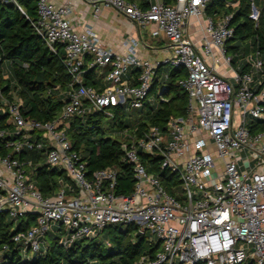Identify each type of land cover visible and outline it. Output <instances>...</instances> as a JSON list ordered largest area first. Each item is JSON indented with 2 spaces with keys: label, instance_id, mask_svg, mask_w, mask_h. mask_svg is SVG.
<instances>
[{
  "label": "built area",
  "instance_id": "1",
  "mask_svg": "<svg viewBox=\"0 0 264 264\" xmlns=\"http://www.w3.org/2000/svg\"><path fill=\"white\" fill-rule=\"evenodd\" d=\"M17 1L0 0L24 13ZM82 1L96 19L104 9H112L139 33L154 27L152 36H163L172 52L165 60L140 59V41L129 39L128 53L115 54L92 28L75 31L70 4L57 7L38 0V19L32 26L51 51L63 47L71 90L61 117L53 122L26 120L19 100L5 101L0 114L9 115L11 128H2L0 119V139H7L6 148L16 154L44 151V163L64 171L70 182L45 198L32 161L0 157V214L14 221L37 217L36 225L16 233L12 242L22 255L37 256L48 234L56 232L54 224L63 231L66 248L122 224L135 226L137 235L149 236L151 243L160 242L155 257H144L140 264H264V131L253 133L250 128V122L264 120V60L257 53L247 60V72L233 67L226 50L234 36L231 16H208L213 0H174L173 5L143 0L146 9L131 0ZM251 18L259 19L253 3ZM193 28L199 33L196 41L189 36ZM164 65L186 71L179 85L188 97L187 114L164 131L150 128L141 138L120 133L125 140L123 161L133 167L135 190L131 196L117 195L116 170L88 178L86 163L72 151L67 136L70 120L97 112L109 115L117 107L141 109ZM131 68L135 85L125 81ZM93 69L108 70L102 91L84 85L85 73ZM13 136L17 139L11 140ZM143 155L160 157L161 169L178 175L176 196L148 172Z\"/></svg>",
  "mask_w": 264,
  "mask_h": 264
},
{
  "label": "trees",
  "instance_id": "2",
  "mask_svg": "<svg viewBox=\"0 0 264 264\" xmlns=\"http://www.w3.org/2000/svg\"><path fill=\"white\" fill-rule=\"evenodd\" d=\"M144 6L143 0H131ZM22 13L14 4L0 2V108L4 102H21V112L26 120L53 122L61 117L71 90L72 79L64 65L63 47L51 51L32 26L38 19V0H18ZM173 5L174 0H164ZM252 3L259 12V19L252 16ZM206 14L215 19L231 16L233 38L226 44V50L233 57V64L241 62L240 72H247L251 66L245 62L249 55L257 53L264 60V0H213ZM8 63L9 75L4 76V64ZM108 70H90L84 75V85L102 91ZM136 74V73H135ZM183 68L173 69L161 66L154 78L152 88L144 106L139 110L117 107L106 113H92L85 118L70 120L67 136L72 151L86 163L88 178L98 171L118 172L116 194L131 196L135 190L133 167L123 161L120 133L128 131L138 138L152 127L162 131L175 119L185 117L188 97L179 81L186 77ZM108 119V130L116 139L106 136L103 119ZM2 128L7 125L8 114H0ZM253 133L264 131V120L250 122ZM11 140L17 137H10ZM8 138V140H10ZM7 139H0V157L32 161L37 166L36 184L45 198L55 195L61 183L70 182L62 170L44 163V151L13 153L7 149ZM148 172L159 176L168 192L176 196L180 189L178 175L161 169V158L142 156ZM37 217L27 215L14 221L0 214V264H140L144 257L154 258L160 250V242H152L149 236L137 235L133 225L114 224L105 228L96 238H84L70 247L62 244L64 233L59 228L48 234L49 247L43 253L25 259L19 246L12 242L16 233L36 225ZM7 247L8 251L4 252ZM247 264H254L248 262Z\"/></svg>",
  "mask_w": 264,
  "mask_h": 264
},
{
  "label": "crops",
  "instance_id": "3",
  "mask_svg": "<svg viewBox=\"0 0 264 264\" xmlns=\"http://www.w3.org/2000/svg\"><path fill=\"white\" fill-rule=\"evenodd\" d=\"M47 1L57 7H63L70 4L72 11L69 16V20L75 31L83 33L86 28H92L99 37L102 45L115 54L125 55L128 53L125 43L129 39H137L140 41V45L137 49V56L140 59L152 62L165 60L172 52L168 41L163 36H152L151 31L154 27L150 29L151 31L139 33L134 23L117 14L112 9H104L100 17L96 19L93 16L92 8L85 4L82 0ZM135 3L140 5L138 2ZM143 4H145L144 1ZM140 6L144 9L147 8L146 4L144 6ZM189 36L196 41L199 38V33H197V30L193 28L189 33ZM245 60L247 61V59ZM241 62L237 64V67L233 64V67L239 69V66L242 65ZM221 72H224V70H221ZM135 73L136 71L133 68L129 70L128 75L125 77V81L128 82V84H136ZM230 75V72H226L227 77H230Z\"/></svg>",
  "mask_w": 264,
  "mask_h": 264
},
{
  "label": "rangeland",
  "instance_id": "4",
  "mask_svg": "<svg viewBox=\"0 0 264 264\" xmlns=\"http://www.w3.org/2000/svg\"><path fill=\"white\" fill-rule=\"evenodd\" d=\"M253 57H254V55H249L247 60L250 61ZM9 67H10V65L8 63L4 64V70H5L4 76L5 77H7V75H9ZM108 112H110V110ZM107 121H108V119H106V118L103 119L104 129L107 131L106 136L110 137L112 139H116V135L113 132L108 130ZM53 226L56 228V230H58L60 228L59 224H54ZM48 247H49V238H47V240H45V242L42 243V245H41L42 252L44 253ZM23 255H24V257L29 256L31 258L34 256V254H32V253H30L29 255H27V254H23Z\"/></svg>",
  "mask_w": 264,
  "mask_h": 264
},
{
  "label": "water",
  "instance_id": "5",
  "mask_svg": "<svg viewBox=\"0 0 264 264\" xmlns=\"http://www.w3.org/2000/svg\"><path fill=\"white\" fill-rule=\"evenodd\" d=\"M139 237L143 238V235L141 233L138 234Z\"/></svg>",
  "mask_w": 264,
  "mask_h": 264
}]
</instances>
